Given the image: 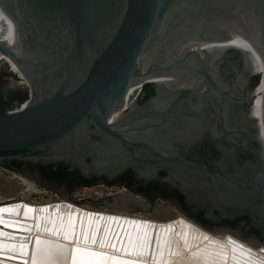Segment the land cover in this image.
Returning a JSON list of instances; mask_svg holds the SVG:
<instances>
[{"label": "water", "instance_id": "water-1", "mask_svg": "<svg viewBox=\"0 0 264 264\" xmlns=\"http://www.w3.org/2000/svg\"><path fill=\"white\" fill-rule=\"evenodd\" d=\"M0 7L8 19L0 52L29 94L21 109L0 112V163L65 162L107 177L134 167L203 215H245L264 228V0H0ZM187 218L264 261V249L238 233Z\"/></svg>", "mask_w": 264, "mask_h": 264}, {"label": "bare ground", "instance_id": "bare-ground-1", "mask_svg": "<svg viewBox=\"0 0 264 264\" xmlns=\"http://www.w3.org/2000/svg\"><path fill=\"white\" fill-rule=\"evenodd\" d=\"M7 23V14L0 7V41ZM3 57L10 60L9 63L13 65V70L21 77L20 84L26 86V80L16 63L8 55L0 52V60H5ZM3 182H0V192L7 193V191L17 187L10 181ZM3 200V197L0 198V223L3 225L0 224V232L6 235L0 236V264H33L32 257L35 253L37 238L51 241L53 245H62L64 251L63 259L58 254H54L51 260L42 259L39 264H72L73 250L76 246L75 236L72 241H69L64 238L62 231L59 235L56 234L60 230L61 222L67 224L70 221L74 224L76 233L80 232L81 224L89 231H97L98 233L101 229L99 238L106 230L108 234L110 229L112 231L115 230V232L117 229L115 235L117 237L122 228L121 236L117 237L118 246L121 244L126 246L129 236L140 237L147 231L154 239L152 257L155 256L156 259L153 260V264H232L233 250H235L237 255L240 251L234 242L228 240L226 233L219 231L213 233L184 215L177 214L176 218L174 217L176 223L173 225L171 222L168 223V221L174 219H166L164 217L166 215L165 211L158 212L154 219L138 214L128 215L129 213L125 212H110L106 210L98 211L103 212L99 217L95 215L90 217L87 215V211L91 209L81 207L70 201L53 200L38 203L26 199L20 201L11 200L13 202H8L7 200L4 202ZM47 204H50L49 211H47ZM29 208L32 209L31 212H28ZM111 213L113 218H122V221L119 223L118 219H107V215ZM101 218L107 220L106 224L105 222L102 224ZM127 218L128 221L122 224ZM145 220L148 221L146 223L147 227H145ZM130 221L140 223H133L132 225ZM19 228L23 230L21 231ZM16 230L20 231L19 233L25 235L26 238H14L13 235L17 232ZM203 232L215 236L214 240L206 239ZM232 236L234 237V234ZM185 240H187L188 244L187 250L185 248ZM15 241H19V243H15ZM22 242L28 244L27 249L22 250L20 248ZM247 244L258 250L250 243ZM25 251L27 255H24ZM52 251L53 253H58L56 249H52ZM161 252H163V258H160ZM175 252H179L180 255L178 257L173 256L172 253ZM193 253L198 255H193ZM217 253H220L221 256L227 254L229 259L225 261L222 258H217ZM252 257L254 260L263 261L256 254H253ZM146 258L143 259L146 260Z\"/></svg>", "mask_w": 264, "mask_h": 264}, {"label": "flooded vegetation", "instance_id": "flooded-vegetation-1", "mask_svg": "<svg viewBox=\"0 0 264 264\" xmlns=\"http://www.w3.org/2000/svg\"><path fill=\"white\" fill-rule=\"evenodd\" d=\"M0 91L3 93L2 98L8 100L11 91L15 90L5 91L0 86ZM42 165H45V168ZM0 167L14 173L12 174L13 177H25L48 188L61 187L64 190L74 191L101 185L105 189H110L108 198L115 201V203L111 202L108 205H126L127 207L138 208L143 206L147 208L156 207L157 212L165 211L166 215L164 217L166 219H168L167 215L169 213L176 214L174 216L176 218L177 212H180L184 216L193 218L208 228H222L238 233L241 238L249 240L255 247H262L264 249V228L256 226L249 217L237 214L212 218L203 215L194 210L187 203L183 195L169 183L138 168H125L122 172L112 177H107L106 175L86 176L83 171L73 168L65 162L32 163L12 159L3 160L0 163ZM51 167L56 169L54 173L60 176L63 175L65 179L51 178L42 173L43 169L50 170ZM174 217L169 218V220L174 219Z\"/></svg>", "mask_w": 264, "mask_h": 264}, {"label": "snow or ice", "instance_id": "snow-or-ice-1", "mask_svg": "<svg viewBox=\"0 0 264 264\" xmlns=\"http://www.w3.org/2000/svg\"><path fill=\"white\" fill-rule=\"evenodd\" d=\"M32 209L29 208L28 212ZM27 215V213H25ZM95 215V214H90ZM108 219H118L109 217ZM131 223H140L132 221ZM39 227V225H37ZM145 227L147 224L145 223ZM64 233V238L66 240L72 241L75 236V248L73 250L72 264H153V260L156 259L153 256L149 260L143 258L149 256V249L151 247V237L147 231L143 233L142 236H129L126 246L122 244L118 246L117 237L113 236L109 238L107 231L100 236L98 239L97 231L86 230L81 224V230L79 233L74 231V224L70 221L67 224L61 222L60 230L56 232L57 235L60 232ZM6 235L0 232V236ZM185 248L187 250L188 244L187 240L184 241ZM45 246V247H42ZM159 246V245H158ZM27 243H21L20 248L22 250L27 249ZM52 249L58 250V253H53ZM122 253V255H121ZM54 254H58L61 259L64 258V251L62 245H53L51 241L42 240L37 238L35 242V253L33 255V264H39L42 259L51 260ZM27 255V252H24ZM173 256L178 257L179 252L172 253ZM193 255H198L193 253ZM125 256L133 257L131 259L124 258ZM217 258H222L227 261L229 259L227 254L221 256L220 253L216 254ZM160 258H163V252H161ZM232 264H264V261L254 260L251 251H245V247L241 246L239 254L235 253L233 250V255L231 257Z\"/></svg>", "mask_w": 264, "mask_h": 264}, {"label": "rangeland", "instance_id": "rangeland-1", "mask_svg": "<svg viewBox=\"0 0 264 264\" xmlns=\"http://www.w3.org/2000/svg\"><path fill=\"white\" fill-rule=\"evenodd\" d=\"M5 58V57H3ZM5 60H0V76H1V89L5 91L10 90H20L22 91L26 86L20 84L21 77L13 70V65ZM8 170L0 167V182L10 181L15 185H18L13 193H3L0 192V198L3 197V201H11V199H18L17 201L26 199L28 201L34 202H47L53 200L59 201H70L81 207H85L91 210L97 211H110V212H125L129 214H138L147 218H156L157 208H147V207H127L126 205H108L114 200L109 199L108 192L110 189H105L101 185H95L94 187L78 189L74 191L64 190L61 187L48 188L44 185H39L33 180L25 177L18 178L12 176ZM21 185V186H19ZM113 191V190H112ZM1 203V202H0ZM178 214H182L177 212ZM183 215V214H182ZM230 234H234L232 231H228Z\"/></svg>", "mask_w": 264, "mask_h": 264}, {"label": "trees", "instance_id": "trees-1", "mask_svg": "<svg viewBox=\"0 0 264 264\" xmlns=\"http://www.w3.org/2000/svg\"><path fill=\"white\" fill-rule=\"evenodd\" d=\"M8 62L9 59L7 60ZM10 65V63H9ZM3 93L0 91V112L6 111L8 109H10L11 107L15 106L17 103L22 102L25 98H26V93L24 92H20V91H11V94L8 96V100H4L2 98ZM14 102V103H13ZM15 162H17L16 160H14ZM45 168V165H42ZM56 169L52 168L50 170H46L43 169L42 173L48 177L51 178H57L59 180H63L65 178H63V175H58L57 173H54Z\"/></svg>", "mask_w": 264, "mask_h": 264}, {"label": "built area", "instance_id": "built-area-1", "mask_svg": "<svg viewBox=\"0 0 264 264\" xmlns=\"http://www.w3.org/2000/svg\"><path fill=\"white\" fill-rule=\"evenodd\" d=\"M29 99V94L26 93V98L20 102V103H17L15 106L11 107L10 109H8L9 111H15V110H19L21 109L28 101Z\"/></svg>", "mask_w": 264, "mask_h": 264}]
</instances>
